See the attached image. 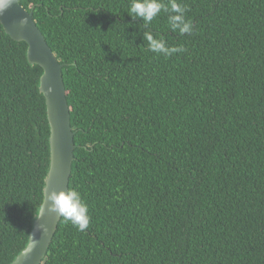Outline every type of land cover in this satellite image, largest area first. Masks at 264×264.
Instances as JSON below:
<instances>
[{"label":"trees","instance_id":"16d2710c","mask_svg":"<svg viewBox=\"0 0 264 264\" xmlns=\"http://www.w3.org/2000/svg\"><path fill=\"white\" fill-rule=\"evenodd\" d=\"M167 3V0H163ZM23 0L62 64L89 227L44 264H264V0ZM185 50L149 51L145 31ZM0 23V264L28 245L51 163L43 70Z\"/></svg>","mask_w":264,"mask_h":264},{"label":"water","instance_id":"95a60500","mask_svg":"<svg viewBox=\"0 0 264 264\" xmlns=\"http://www.w3.org/2000/svg\"><path fill=\"white\" fill-rule=\"evenodd\" d=\"M23 0L13 3L3 14L0 23L6 33L17 42L28 45L27 57L32 65L42 68L40 91L46 99L47 115L50 125L51 163L45 181L44 194L52 190L70 189V180L75 160V131L72 127L71 108L68 103L62 64L49 46L44 34L34 19V10L28 11L22 5ZM27 23L21 25L20 21ZM44 203V201H43ZM42 203V206H43ZM42 206L33 224L28 245L16 257L12 264H44L48 249L56 235L62 218L48 211L47 202ZM42 209V211H41ZM40 225L47 227L46 234L40 231ZM37 241L36 247L25 254L31 242Z\"/></svg>","mask_w":264,"mask_h":264},{"label":"clouds","instance_id":"9594fccd","mask_svg":"<svg viewBox=\"0 0 264 264\" xmlns=\"http://www.w3.org/2000/svg\"><path fill=\"white\" fill-rule=\"evenodd\" d=\"M12 3L13 0H0V14H3ZM161 12L167 13L171 31L181 36L193 32V24L185 15L186 8L178 0H167V3H164L163 0H131L128 15L134 20H142L147 27ZM20 23L24 25L27 21L21 20ZM143 39L147 42L149 51L164 57H171L173 54L185 50L182 46H169L162 37L154 36L150 30L143 33ZM45 202H47L50 213L59 216L65 223H70L78 231L84 232L89 227L91 221L89 206L76 188L66 191L52 190L47 194L45 191L42 209ZM40 231L46 234L48 229L44 225H40ZM37 243L32 240L25 254L30 253Z\"/></svg>","mask_w":264,"mask_h":264}]
</instances>
